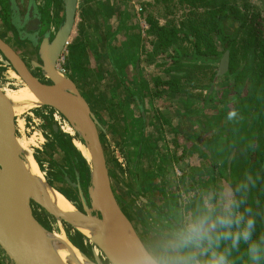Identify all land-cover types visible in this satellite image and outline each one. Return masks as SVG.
<instances>
[{
  "label": "water",
  "instance_id": "obj_1",
  "mask_svg": "<svg viewBox=\"0 0 264 264\" xmlns=\"http://www.w3.org/2000/svg\"><path fill=\"white\" fill-rule=\"evenodd\" d=\"M11 14V31L18 46H27L35 55L30 65L14 46L0 35V52L39 103L17 104L0 90V252L10 264H83L74 248L65 239L56 237L37 216L43 211L51 220L66 224L86 235L112 264H162L149 250L131 218L116 197L102 133L103 125L94 112L87 96L77 82L58 68L69 40L74 32L78 0H61L64 18L56 33L44 29L42 15L36 0H8ZM224 69L219 65L217 83L229 71L230 53L223 58ZM213 89V87H212ZM146 125V110L142 94L135 96ZM51 108L57 111L72 127L86 146L91 170L82 172L78 157L74 160V177L65 173L63 181L77 192L81 210L63 212L55 198L54 187L44 178L39 164L31 154L43 179L35 176L28 164V153L18 141V116L32 108ZM55 132L57 127L53 126ZM126 131H129L126 126ZM142 134L144 132L142 131ZM129 170L138 179L143 152V137L134 150L124 148ZM211 222L216 218L214 193H209ZM163 228L168 236L181 242L186 231L180 224L166 219ZM89 233L90 235L86 234ZM103 234V237H99ZM208 258L204 264H217L220 258L200 240L187 244ZM64 249L66 259L60 255ZM76 251V250H75ZM194 251V252H195ZM190 252V264H202ZM90 264H109L80 253ZM211 257V258H210ZM222 264H225L224 261Z\"/></svg>",
  "mask_w": 264,
  "mask_h": 264
},
{
  "label": "crops",
  "instance_id": "obj_2",
  "mask_svg": "<svg viewBox=\"0 0 264 264\" xmlns=\"http://www.w3.org/2000/svg\"><path fill=\"white\" fill-rule=\"evenodd\" d=\"M36 1L41 11L47 7L46 0ZM166 1L78 0L75 24L76 28L80 17L82 34H87V29L89 33H96L94 36L97 46L103 52L99 56L95 55V58L98 62H108L114 79L119 81L116 88H120L118 91L121 95L123 92L127 96L126 105L121 107L122 110L119 109L118 117L115 119L117 121L121 119L123 122L125 128L123 141L126 147L134 150L143 137L138 179L136 180L130 172L125 207L145 244L161 263L177 257H188L190 252L195 251L188 245L178 247L180 242L168 236L163 228L167 226L166 219L180 224L185 231L193 225H199L203 231V238L200 241L206 244L209 239L208 233L212 229L210 211L212 202L209 193L211 191L214 193L216 210L224 204L225 210L229 211L233 203L223 177L224 170L221 171L222 176L219 171L212 174L211 162L215 160L214 153L207 147V143L218 132V125L223 121L219 123L217 117L203 116L201 114L203 110L197 111L194 106L180 102L186 100L187 95L204 99L207 88L210 87L208 91H211V87L214 86L212 77L218 68L215 66L204 75L189 80L197 82L191 84L188 81L184 89L186 94H182L183 98H179L178 95L171 97L168 88L161 87L162 83L170 80L163 66L171 56L170 53L173 54L174 51L168 49L154 55L157 38L152 34L149 19L154 20L156 27L159 28L169 29L174 25L168 15L169 6ZM182 1L185 9L192 11L197 8L200 12L204 9L197 5L196 0ZM254 2L264 3V0ZM0 10L1 29L6 33H12L8 0H0ZM172 28L180 27L174 25ZM11 37L16 43L13 34ZM76 40L77 44L82 42L81 37ZM215 42L214 36L213 47L218 51L219 47ZM187 46L185 43L184 47ZM21 47L24 49L26 45ZM204 47L203 45V51ZM221 50L220 48L219 51ZM215 61L217 63L216 59ZM121 64L124 65L122 69L119 67ZM162 88L164 91L167 89L164 92L165 97L159 94L158 99L150 104L153 98L152 91H162ZM140 93L146 110L145 128L142 113L135 100V96H139ZM159 98L170 101L164 103V100ZM124 101L125 97L121 98V102H117L118 106ZM126 126L129 131H126ZM201 207L203 210L198 212L197 208ZM199 253L195 255L204 264L208 257ZM0 261L2 262L1 254Z\"/></svg>",
  "mask_w": 264,
  "mask_h": 264
},
{
  "label": "trees",
  "instance_id": "obj_3",
  "mask_svg": "<svg viewBox=\"0 0 264 264\" xmlns=\"http://www.w3.org/2000/svg\"><path fill=\"white\" fill-rule=\"evenodd\" d=\"M196 1L202 2L208 17L204 27H207L211 39L205 51L198 43L202 32L199 27L165 29L156 27L155 21L149 19L152 34L157 38L154 55L168 49L174 51L164 63L170 80L162 83L171 92V97L186 94L182 85L184 81L194 79L195 75H204L216 66L215 59L218 61L224 54H219L213 47V35H220L223 39L222 19L231 13L238 14L227 7L216 8L211 0ZM246 28L244 25L243 29ZM246 35V39L242 38V47H237V35L231 36L232 40L225 44L226 51L230 53L228 72L232 76L228 73L220 84L213 76L212 84L216 90L213 98L204 100L187 95L186 100L180 101L194 106L197 111L203 110V116L217 117L219 123L223 121L217 123L218 132L207 147L214 153L212 174L219 171L222 176L221 171L227 170L223 177L233 203L229 213L217 208L207 237L211 240L209 247L219 258L223 257L225 264H264V43L258 41L254 27H250ZM185 43L195 47L193 55L183 47ZM73 50L76 53L71 56L69 67L80 79L86 71L82 67L85 47L80 45ZM242 50L246 56L249 55L247 71L244 66L239 69ZM253 249H257L260 256L255 262L251 255Z\"/></svg>",
  "mask_w": 264,
  "mask_h": 264
},
{
  "label": "rangeland",
  "instance_id": "obj_4",
  "mask_svg": "<svg viewBox=\"0 0 264 264\" xmlns=\"http://www.w3.org/2000/svg\"><path fill=\"white\" fill-rule=\"evenodd\" d=\"M48 1L51 3L52 13L50 23L52 24V29L54 31L53 33H56L59 24L64 18V5L61 0ZM196 2L198 6L202 7V2ZM166 3L169 6L167 7L168 15L171 21L173 20V24L179 25L180 28L186 26L188 29L195 26L199 27L200 31L202 32L198 43L200 44L201 49L203 45L206 47L209 44V40L211 39L207 33V27H204V25L208 22L206 9L204 8L201 12L197 8L192 11L185 9L183 8L184 2L182 0H167ZM211 3L215 5L216 8L221 9L222 7H227V9L236 10L239 14V17H241L243 20V26H247L246 29L239 31L236 36L237 47H242L244 45L242 38H247L246 31L250 27L255 28V34L258 37V41L260 43H264V3H256L254 0H211ZM0 17H2L1 10ZM182 19H184L185 22H182L184 21ZM174 25H172L169 29H172ZM1 26L2 25H0L1 36L10 42V44L18 50L20 55L30 65V62L35 60L34 53L31 50L28 51L27 48L23 49L21 46H18L15 43L13 37H11L12 33H6L3 31V29H1ZM81 28L82 26L80 17H78V25L74 29L72 37L69 40L62 57L60 58L58 68L63 72V74L72 77L77 82L80 90L85 96H87L94 112L97 114L99 121L106 131V133L101 132V136L106 152L108 167L110 169L112 185L116 197L129 215V212L125 207L127 205L126 200L128 199L129 193L127 183H130V170L127 163L126 154L124 152V148L126 147V144L123 141L125 128L123 127V122L121 119L120 121L115 120L118 117L119 109L122 110L121 107L126 105L127 96L123 92V95H121L118 91L120 88H116V84H119V81L114 79L113 72L111 71V67H109L110 65L108 62H98L97 58H95V55L99 56L103 52V50L97 46L94 36L96 33H89V29H87V34L83 35ZM78 37L82 38V42L80 44H77L78 42L76 38ZM181 37L183 38L184 36L181 35ZM186 44L188 45V51L191 55H193L195 52V47L189 43ZM80 45L85 46L87 52H85L86 57L83 59L82 64V67L86 68V71L80 75L79 79V77L74 75L73 70L70 69L69 65L71 64V56L76 53V51L73 50L74 47H78ZM170 55L172 54L170 53ZM101 57H103V55ZM239 59L242 62L247 61V56L244 50L240 52ZM9 66L10 64L0 54V83L3 81H8L7 79L11 76L9 73L13 74L14 70L11 66ZM122 66L124 65L121 64L119 67L122 69ZM163 68L166 70L167 66H163ZM196 76L197 75H195V77ZM8 82L13 83L17 81L10 80ZM196 82L197 81L194 80L191 82L189 81L191 84ZM186 84L188 85V81L183 82L182 85L184 88L187 87H185ZM161 87H164V85ZM165 91H167V89ZM165 91L164 88H162V91H152V93L149 91L151 94H153L150 104L155 102V99H158L159 94H163V97H165ZM178 96L179 98H183L182 94H178ZM124 97V103L118 106L117 102H121V98ZM159 99L164 100V103H168L170 101L169 99L166 100V98ZM18 123L20 124L19 129H22V134L18 139L20 142L28 146L30 149L28 150L32 152L33 157L39 164L44 178L54 187L55 190L58 189L59 191L63 192L70 200H72L74 204L77 205L76 210H81V206L77 200V192L63 181V176L65 172L74 177L73 163L76 157H78L80 161V168L82 169V172L85 173V171H87V162L85 161L81 152L75 147L77 140H79L82 145L83 142H81V140L78 138L77 134L69 125V123L61 115H59L57 111L51 108L45 107L25 110L18 116ZM53 126L57 127V132L54 131ZM63 128L71 136L65 134L62 130ZM225 170L224 172L227 171ZM130 201L131 200L129 197L128 202ZM221 209L225 210L224 204ZM202 210V207L197 208L198 212ZM203 212H205V210ZM224 212L225 211H223V213ZM227 212L228 211H226V213ZM226 213H224L225 216H227ZM37 216L46 227L50 229H56L54 227V220H51L49 217H47L43 211L37 210ZM63 227L65 234L68 236L65 238L71 244V246L79 253H84L93 259V254L95 251H93V245L91 242H89L90 239L86 235L79 233L72 228L66 227V224H64ZM210 242L211 240L208 239L207 243H205L209 244L208 246H210ZM96 250L98 249L96 248ZM195 253L198 254L199 252L195 251ZM0 254L2 262L5 264H10L1 252ZM2 262L0 261V263Z\"/></svg>",
  "mask_w": 264,
  "mask_h": 264
},
{
  "label": "bare ground",
  "instance_id": "obj_5",
  "mask_svg": "<svg viewBox=\"0 0 264 264\" xmlns=\"http://www.w3.org/2000/svg\"><path fill=\"white\" fill-rule=\"evenodd\" d=\"M0 54L2 55L1 52H0ZM9 74L11 76L7 80L8 81L15 80L17 82H13V83L12 82H8V81L1 82L0 83V90H1L2 93H4L10 100L14 101L17 104H20V103H34V104H37V103H39V101L36 98V96L27 88V86L23 83V81L20 79V77L14 71H13V74L12 73H9ZM62 130H63V132L65 134L70 135V134H68L66 132V130L64 128ZM21 134H22V129H19V137L18 138H20ZM18 141H19V139H18ZM19 143L22 146V148H24L25 151L29 154L28 155V164H29V168L31 169L32 173L35 176L43 179V177L40 174V171H39V169L37 167V164L35 163L34 159L31 156L32 152L29 151L30 149L28 148L27 145H25L24 143H22L20 141H19ZM75 144L77 145V146L75 145V147L78 149V151L81 152V154L83 155L85 161L87 162L88 170H91V168H90L91 167L90 166L91 157H90V154H89L87 148H85L86 146L84 145V143L82 145L79 140H77V142ZM55 198H56V201L58 203V207H59V209L61 211H63V212H73V211L76 210L77 205L74 204V202L72 200H70L66 195H64L58 189L55 191ZM54 222H55L54 227L56 229H52L51 228V230L53 231V233H54V235L56 237H58V238H60V239H62L64 241L66 239L65 237H68L65 234V231H64V227H63L64 224L59 223V222H57L55 220H54ZM66 227H68V226L66 225ZM86 234L87 235H90L87 232H86ZM98 236L99 237H103V234H99ZM89 242H91V244L93 245V248L92 249H93V251H95L97 258L100 261L101 260L102 261H108L106 255H105L106 254L105 251L102 252L100 249H98L94 245V243H92L91 240H89ZM96 248L98 250H96ZM74 252L78 256V258H79V260H80L81 263H83V264H90L87 260H85V258L78 251H75L74 250ZM60 255H61V257L63 259H66V257H67V254L64 251V249H61L60 250ZM109 264H112V263L109 262Z\"/></svg>",
  "mask_w": 264,
  "mask_h": 264
},
{
  "label": "flooded vegetation",
  "instance_id": "obj_6",
  "mask_svg": "<svg viewBox=\"0 0 264 264\" xmlns=\"http://www.w3.org/2000/svg\"><path fill=\"white\" fill-rule=\"evenodd\" d=\"M46 3H47V7L43 10V11H41L40 10V14L42 15V23H43V25H44V29H51L52 31H53V29H52V24L50 23V19H51V15H52V13H51V3H49V1L48 0H46ZM52 5H53V3H52ZM223 21L221 22V24H222V26H221V32H222V34H223V39H222V36H220V35H217V34H215V35H213V37L215 36L216 37V44L218 45V47L220 48L221 47V51H219V49H218V51H216V52H218L219 54H226L227 53V51H226V46H225V44H227V42L228 41H230V40H232L231 38L232 37H234L235 35H237L238 34V32L239 31H241L242 29H243V21H242V19H241V17H239V15L237 14V15H235L234 13H231V14H229L228 15V17H226V18H224V19H222ZM242 22V23H241ZM51 24V25H50ZM179 29H181V28H179ZM54 32V31H53ZM232 36V37H231ZM235 38H236V36H235ZM224 41V42H223ZM213 43H214V38H213ZM81 46H83V45H81ZM83 47H85V46H83ZM217 47V48H218ZM26 48H27V46H26ZM28 49V48H27ZM28 51H29V49H28ZM203 51V50H202ZM85 52H87V50H86V47H85ZM223 55V56H224ZM85 56H86V54L84 53V58H85ZM191 56V55H190ZM23 58V57H22ZM83 58V59H84ZM223 58V57H222ZM222 58H220L218 61H217V63H215V65H216V67L219 69V65H221L222 66V68L224 69V63H222L221 61H222ZM248 58H249V55L247 56V61L245 62V61H243V62H241V64H240V67H239V69L241 68V67H245L244 69H245V71H247L248 70V67H249V61H248ZM24 59V58H23ZM238 70V69H237ZM217 73H218V71L214 74L215 76H217ZM228 73H229V75H228ZM167 74V73H166ZM168 75V74H167ZM226 75H228V76H232V73L231 72H227L226 73ZM198 76V75H197ZM225 77V76H224ZM72 78V77H71ZM212 79H213V77H212ZM227 81H229V82H231V79H229V78H227ZM213 82V81H212ZM212 85V84H211ZM210 88V87H209ZM209 88H207V95H206V97L204 98V100H209L211 97L213 98V96L215 95V92L214 91H216L215 89H214V86H213V89H212V87H211V91H208L209 90ZM178 95V94H177ZM211 98V99H212ZM63 193V192H62ZM64 194V193H63ZM65 195V194H64Z\"/></svg>",
  "mask_w": 264,
  "mask_h": 264
},
{
  "label": "clouds",
  "instance_id": "obj_7",
  "mask_svg": "<svg viewBox=\"0 0 264 264\" xmlns=\"http://www.w3.org/2000/svg\"><path fill=\"white\" fill-rule=\"evenodd\" d=\"M203 238V231L199 225H193L191 226L185 233L181 236V242L178 245V247L186 246L189 243L198 241ZM252 259L253 261H257L260 256L257 249L252 250ZM191 257H177L172 260H164L162 261V264H190ZM223 257H220V260L217 262V264H222Z\"/></svg>",
  "mask_w": 264,
  "mask_h": 264
}]
</instances>
